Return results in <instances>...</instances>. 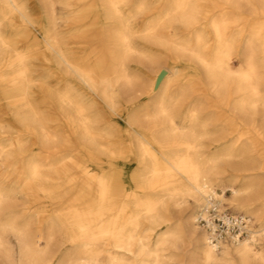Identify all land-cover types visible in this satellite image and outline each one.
<instances>
[{"label": "bare ground", "instance_id": "obj_1", "mask_svg": "<svg viewBox=\"0 0 264 264\" xmlns=\"http://www.w3.org/2000/svg\"><path fill=\"white\" fill-rule=\"evenodd\" d=\"M73 1L76 17L70 11ZM86 1L60 0V17L46 9L36 25L44 43L30 39L28 47L19 42H27V25L35 27L31 16L20 0H0V263L163 264L159 248L187 237L203 264H264V180L229 163L251 158L258 146L264 151V0H93L91 10ZM149 12L155 13L138 31V18ZM15 14L18 22L12 24ZM57 19L79 34L94 32L92 40L99 44L94 62L107 64L110 75L98 77L76 62L65 38L56 36ZM250 21L256 23L248 28ZM139 39L160 45L175 63L185 62L191 80L180 82L175 69L158 68L140 53L157 65L142 94L154 93L161 121L136 133L130 179L123 182L119 174L86 163L81 167L89 182L67 176L65 167L37 161L39 151L24 146L28 138L41 144V154L55 157L75 146L111 158L119 154L105 141L110 130L101 127L104 120L94 104L80 98L70 79L137 127L127 106L134 99L122 96L139 78L129 73L127 61ZM29 51L47 54L55 70L39 72ZM59 71L63 95L40 85ZM48 107L58 109L60 119L48 118ZM181 109L182 127L175 123ZM204 111L206 121L200 120ZM57 120L65 125L63 133L50 124ZM205 137H214L207 155ZM223 183H229L230 197L216 193ZM208 195L247 213L258 228L249 221L242 238L211 243L208 232L193 224ZM189 200L191 214L179 225L169 224L163 214L167 205L180 207ZM156 228L161 230L151 243Z\"/></svg>", "mask_w": 264, "mask_h": 264}, {"label": "rangeland", "instance_id": "obj_2", "mask_svg": "<svg viewBox=\"0 0 264 264\" xmlns=\"http://www.w3.org/2000/svg\"><path fill=\"white\" fill-rule=\"evenodd\" d=\"M22 2L23 7L25 9L26 13H29L33 20V25L35 27L32 28V26L27 25L24 28V34H25V40L27 42H19L21 46H28L29 43H32L30 39H33L37 43H44L39 35L38 28H36L38 25H40L41 20L44 19V11L47 9L48 11L51 9L54 10L55 16L60 17L63 15V8L60 4V0H20ZM72 6L70 7V11H74L73 16L76 17V6L75 1L72 2ZM95 2L93 0H88L84 3V6L86 9H93L95 6ZM160 5H157L159 7ZM156 7V8H157ZM51 13V12H50ZM155 13V12H154ZM153 13V14H154ZM245 13L244 11H241V14ZM152 14V15H153ZM151 13H145L144 15H141L136 23V29L142 28L143 21L148 18L152 17ZM74 20V17L72 18ZM93 21V19H92ZM91 21V22H92ZM12 24L18 22V17L15 14L11 17ZM71 22V21H69ZM256 22L250 21L247 26L250 28L252 24ZM37 25V26H36ZM57 27V38L58 39H64L69 44L68 48L72 49L73 52H75V59L76 62L80 65H87L94 71H96L98 77H103L110 75V72H108V65L102 64L98 65L95 63V55H97V52L99 50L98 46L99 44L94 43L92 39H95L94 32L84 31L83 33H80L76 30H72L71 26H67L65 22L61 21L60 19L56 20ZM240 26V25H239ZM178 28L180 26L177 25ZM241 28V26L239 27ZM245 29H242V34L245 32ZM14 32V31H13ZM82 34V35H81ZM81 35L83 37L82 41L77 38V36ZM14 36V35H13ZM242 38V37H241ZM29 47V46H28ZM27 47V48H28ZM135 53L133 56L127 59L128 61V71L129 73L137 74V77H139L135 82V88L133 91L129 92L128 94L122 96L123 100H128L133 98L134 100L131 101L127 106H130L132 111L130 113L134 114L138 119V125L137 127H131L129 125V122H127L126 119H121L120 115H122L120 112L115 113L109 109L105 104H102L99 98H97L94 93L89 91L86 86H83L81 83H79L77 80L70 79L72 82L70 84L75 86L78 90V95L81 99L84 100H90L92 101V104H94L93 111L97 112V115L102 118L103 123L100 124L101 127L104 125V127L108 128L110 130V136L105 138V141L109 144V146L114 147L116 151H118V155L116 157H109L106 155H102L101 152H92V151H83L82 149L77 148L76 146L73 147V149L70 150V152L66 149L61 150L60 156H52L51 154L43 153L41 154V144L39 142L34 141L33 138H28L25 140L24 146H26L27 149L29 147L33 146V150L39 151L40 157L36 158L37 161L44 162L46 166H53V167H65L67 168L68 173L67 176L72 174L75 175L77 178L85 179L89 182L92 181L91 178H88L84 176V173L82 172V165H86V163L90 165L97 166L100 170H110L115 175L119 174V179L121 181H128L130 179V172L134 170V167L136 166V161L133 158L131 151V147L136 143L137 139V132L145 131L146 129L152 127L154 124H156L159 120L161 121V116L157 115L158 112V105L157 102H155L154 99V93L150 94H142L143 93V86L142 84L147 82L148 79H151L153 77V72L156 70L157 65H153L150 62H147L145 59L143 60V57L140 56V53H145L148 55L151 59L155 60L158 63V68L161 65L162 68L169 69L173 68L175 69L177 73V76L179 77L180 82L182 83H188L191 80L190 74H189V67L185 64V62L175 63L171 59L170 53L166 51L163 47H161L158 44H152L150 42H145L142 40H136L135 44ZM137 51V52H136ZM139 52V53H138ZM29 54L35 56L34 64L37 65L36 68L40 70L39 72H45L47 69H52L49 66V62L45 59L47 54H40L38 52L29 51ZM188 58V54H185V60ZM45 59V60H44ZM169 60V61H168ZM108 72V73H107ZM62 77L60 75V71L56 76L50 77L46 80V84L44 82H41L40 85L44 88L52 89V91H55L56 93L63 95L65 93L64 91V82L63 79H59ZM82 86V87H81ZM142 86V87H141ZM118 92V90L116 91ZM132 95V96H131ZM36 96V95H35ZM37 97V96H36ZM121 100V97H120ZM51 103L54 104V100H50ZM154 108V109H153ZM258 111L262 112L263 108L258 107ZM46 113V116L50 119L56 120L60 119V116L58 114L59 110L55 107H48V109L44 110ZM182 109L179 110L178 118L175 120L176 124L180 127L183 126L182 122ZM205 114V111L202 112V116L200 120L206 121L205 117L203 115ZM6 116V115H5ZM6 119H2L4 121V124L7 123V117H4ZM217 118V116H214V120ZM259 122L262 118L258 116ZM257 118V119H258ZM207 119V118H206ZM212 119V120H213ZM208 120V119H207ZM53 128L63 131L66 130L65 125L60 121L52 122ZM211 124L208 125V128H211ZM103 127V128H104ZM19 128V127H17ZM214 137H205L202 139V145H203V151L204 154L207 155L209 152L211 140ZM103 145V144H102ZM128 146V147H127ZM130 147V148H129ZM75 150V151H74ZM26 151V150H25ZM44 151V150H43ZM38 153V152H37ZM251 158H247L244 156L234 158L229 160L230 167L234 170H241V169H251L254 173H257L259 179L264 180V170H259V167L262 164V160H264V151L262 149V146H258L253 150V152L250 154ZM78 181V180H77ZM79 182V181H78ZM77 182V183H78ZM229 183H223L217 189L215 190L217 194L220 195H226L228 197L231 196V193L229 191ZM223 206L227 207L234 213H240L245 214L249 217V220L251 221V226L253 230L258 228V222L254 220L250 215H248L245 212L241 211H233L226 200L223 199L221 201ZM193 202L187 201L185 204H181L180 207H174L172 205H167L166 210L163 212L165 219L168 220V223L171 225H179L180 222H183L191 213V206ZM199 213V212H198ZM195 214V218L197 214ZM171 215V216H170ZM187 215V216H186ZM194 227H197L196 222L194 221ZM198 228V227H197ZM200 229V228H198ZM159 228H156L152 233V236L148 239L149 242L153 243L156 240L155 235L160 233ZM14 250H17V243L15 239H10ZM264 245V244H263ZM161 251L159 253L160 260L163 262V264H203V261L201 259V254L197 252L191 241L187 237L181 238L180 241L175 242L174 244H165L161 248H159ZM1 264V263H0ZM249 264H258V262H252ZM261 264V263H259Z\"/></svg>", "mask_w": 264, "mask_h": 264}, {"label": "built area", "instance_id": "obj_3", "mask_svg": "<svg viewBox=\"0 0 264 264\" xmlns=\"http://www.w3.org/2000/svg\"><path fill=\"white\" fill-rule=\"evenodd\" d=\"M249 221L247 215L232 212L213 195L206 197L204 208L195 218L197 227L208 232L211 243L224 238H242L248 231Z\"/></svg>", "mask_w": 264, "mask_h": 264}]
</instances>
